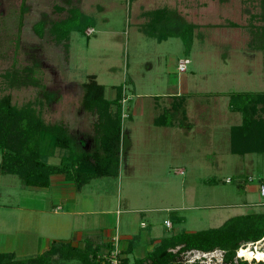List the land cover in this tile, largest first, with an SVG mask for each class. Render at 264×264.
<instances>
[{
  "label": "rangeland",
  "instance_id": "obj_1",
  "mask_svg": "<svg viewBox=\"0 0 264 264\" xmlns=\"http://www.w3.org/2000/svg\"><path fill=\"white\" fill-rule=\"evenodd\" d=\"M70 7L84 14L92 34L73 31L68 51L48 31L43 38L34 34L32 26L42 13L62 19ZM162 7L196 25L191 46L178 37L159 43L141 31L146 13ZM257 26H264V0H0V95H11L18 106L41 101L45 122L65 124L85 144L95 121L81 106L86 76L96 75L108 100L124 85L126 99L118 176L92 180L79 198L77 215L65 216L66 207L54 213L59 202L53 190L0 174V252L23 260L39 254L48 241L82 247L88 238L102 245L103 255L106 244L116 240L121 247L120 234H128L138 247L133 259L156 237L264 213L259 195L264 154L234 155L229 143L230 128L241 123V115L229 110V96L264 92V50L253 44ZM183 59L190 63L179 73L177 64ZM36 61L35 76L45 89L58 93L50 105L40 88H9L2 78L4 72ZM164 113L169 126H156L154 120ZM61 154L56 152L49 162L58 164ZM65 227L83 238L56 234ZM115 227L119 234L102 233L101 228ZM250 248L264 250V241L245 245L244 256H251L241 259L253 260ZM198 253H185V264ZM220 260L216 250L195 263Z\"/></svg>",
  "mask_w": 264,
  "mask_h": 264
},
{
  "label": "trees",
  "instance_id": "obj_2",
  "mask_svg": "<svg viewBox=\"0 0 264 264\" xmlns=\"http://www.w3.org/2000/svg\"><path fill=\"white\" fill-rule=\"evenodd\" d=\"M56 10L64 9L56 6ZM66 12L67 16L62 19H50L47 13H42L32 30L39 38H43L48 31L52 40L68 51L70 34L73 31L85 32L90 26L78 8L70 7ZM146 16L148 21L140 27L146 36L159 43L178 37L191 46L196 25L187 22L178 12L162 7L148 11ZM255 29L259 43L256 38L253 44L264 50V26L253 27V34ZM37 67L36 61L31 66L4 72V84L9 88H40L44 102L50 105L57 99L58 93L45 89L35 76ZM81 86L82 109L95 116L88 144L72 134L65 124L45 122L38 108L42 105L41 101H29L18 106L12 102L11 95H0V174L16 175L23 185L35 188L48 187L50 176L59 174L72 182L77 191L93 179L118 176L124 85L116 87L112 100L105 98V87L97 82L94 74L87 75ZM228 106L231 112L241 115V123L230 128V152L234 155L264 154V92L233 93L229 96ZM165 114L154 120L156 126H169ZM56 152L62 154L58 164H52L49 159ZM262 241L264 213L253 212L230 217L216 228L182 232L164 238L143 258H137L130 264H185V253L216 250L222 252L221 264H264V259L256 258L264 251L256 252L251 262L236 257L237 251L245 245ZM101 248L102 245L88 238L83 240L82 247L53 241L44 252L23 260L17 259L13 253L0 252V264H63L65 261L68 264L72 261L103 264ZM106 248L111 250L112 244H106ZM123 261L129 264L125 257Z\"/></svg>",
  "mask_w": 264,
  "mask_h": 264
},
{
  "label": "crops",
  "instance_id": "obj_3",
  "mask_svg": "<svg viewBox=\"0 0 264 264\" xmlns=\"http://www.w3.org/2000/svg\"><path fill=\"white\" fill-rule=\"evenodd\" d=\"M102 178H105V177H102ZM106 178H108V177H106ZM96 179H99V178H96ZM93 180H95V179H93ZM91 182H92V180L89 182V184ZM89 184L85 185L80 191H77L75 189L73 183L65 180L63 175H59V174L51 175L50 176L49 186L45 187L44 189L53 190V192L57 194V195H55V198H56V202H59V203L54 208V213L57 212V211H63L64 207H66L67 211L65 212V216L69 217V216L77 215L79 213L78 212L79 210H78V208L76 206L82 200V199H79V198L84 193V190L86 189V187ZM94 200H96V199H94ZM105 214H108V212H105ZM164 221H166V220H164ZM141 227H143V226H141ZM69 228L71 229V227H69ZM67 230L69 231V229H67V227H65L64 229H56V231H57L56 234L59 233V232L65 233L67 235V237L70 236V235H74L75 241H78V240L83 238V237H81V233L80 232L77 233V232L73 231V233L72 232L67 233ZM101 230H102V233H105L107 235H113V233L115 234V233H118V231H119L117 227H115L114 229L105 230L104 232H103L102 228H101ZM122 235H124V234H120V236L123 238L122 243H121V248H122V251H123V256L126 259H128L129 264L132 263L133 260H135L137 258H143L148 252L152 251L160 243V241L162 239L168 238V237H163V238L156 237L154 240H150L148 245H147V248L145 250V253L142 256L133 257V259H132L131 258L132 254L134 252H136L138 247H136L134 244H132L130 242L132 240L131 236H129L128 234H126L124 236H122ZM74 244H77V243H74ZM50 246H51V244L48 241V245L43 246V249L39 250V251H41L40 253H42L45 250H47ZM8 253H10V252H8Z\"/></svg>",
  "mask_w": 264,
  "mask_h": 264
},
{
  "label": "built area",
  "instance_id": "obj_4",
  "mask_svg": "<svg viewBox=\"0 0 264 264\" xmlns=\"http://www.w3.org/2000/svg\"><path fill=\"white\" fill-rule=\"evenodd\" d=\"M94 31L92 28H89L86 30V34L89 36V34H92ZM190 63V61L188 59H183L182 61H179L178 64H177V71L179 73H184L187 69V66L188 64ZM123 92H124V88H123ZM124 95V93H123ZM126 102V99H125V96L122 98L121 100V103H122V108L124 107V104ZM125 115H123L122 113V119L124 118ZM227 182H229V180H227ZM259 195L260 197H264V183H260V186H259ZM264 205V203H263ZM164 224L166 227L170 228L171 227V224L169 221H164ZM142 226H144L142 224ZM116 239V238H115ZM240 251V249L238 250ZM238 251H237V256H238ZM215 251L213 252H209V253H198L199 255L195 256L194 259H192L191 261H188L189 263H195L196 259H201L202 257H207L209 256L210 254H214ZM201 256V257H200ZM238 259H241L242 257H237ZM101 262L103 264H127L123 261L124 259V256H123V253H122V248L119 246L118 242L115 240V242L112 244V249L111 250H107V252L103 255H101ZM222 262V252H221V260ZM203 263V262H202ZM205 264V263H203ZM221 264V263H220Z\"/></svg>",
  "mask_w": 264,
  "mask_h": 264
},
{
  "label": "bare ground",
  "instance_id": "obj_5",
  "mask_svg": "<svg viewBox=\"0 0 264 264\" xmlns=\"http://www.w3.org/2000/svg\"><path fill=\"white\" fill-rule=\"evenodd\" d=\"M250 247H251V246H250ZM246 249H247V248H246ZM260 249H261V248H260ZM243 250H244V247L241 248L240 251L238 252V257H245L246 259H248L247 257L250 256V255H249L250 253H249V252H246V256H247V257L244 256V255H241V253H242ZM249 251H250L251 253H254V256H255V253H256V252H258V251H264V250H259L258 248H256V249L253 250V249L250 248ZM248 260H249V259H248ZM254 260H256V259H254ZM263 261H264V260H263Z\"/></svg>",
  "mask_w": 264,
  "mask_h": 264
},
{
  "label": "clouds",
  "instance_id": "obj_6",
  "mask_svg": "<svg viewBox=\"0 0 264 264\" xmlns=\"http://www.w3.org/2000/svg\"><path fill=\"white\" fill-rule=\"evenodd\" d=\"M251 256V254H249ZM256 258L259 259H264V254H257Z\"/></svg>",
  "mask_w": 264,
  "mask_h": 264
},
{
  "label": "snow or ice",
  "instance_id": "obj_7",
  "mask_svg": "<svg viewBox=\"0 0 264 264\" xmlns=\"http://www.w3.org/2000/svg\"><path fill=\"white\" fill-rule=\"evenodd\" d=\"M241 255H244V253L242 252Z\"/></svg>",
  "mask_w": 264,
  "mask_h": 264
}]
</instances>
